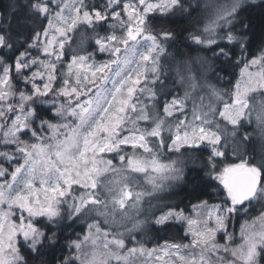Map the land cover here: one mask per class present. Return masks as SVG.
<instances>
[{"label":"snow or ice","instance_id":"6c2138e0","mask_svg":"<svg viewBox=\"0 0 264 264\" xmlns=\"http://www.w3.org/2000/svg\"><path fill=\"white\" fill-rule=\"evenodd\" d=\"M254 11L264 32V0H25L0 15V264H264ZM189 163L203 176L187 213L160 194ZM255 205L237 243L230 222ZM175 225L189 243L136 239Z\"/></svg>","mask_w":264,"mask_h":264},{"label":"trees","instance_id":"16d2710c","mask_svg":"<svg viewBox=\"0 0 264 264\" xmlns=\"http://www.w3.org/2000/svg\"><path fill=\"white\" fill-rule=\"evenodd\" d=\"M24 3L25 0H0V15H3L6 20L9 13L11 12L12 5L22 6ZM22 14H23V8L21 7L20 11L16 12L15 15L13 16V20H12L13 26H15L17 18L20 17ZM253 15L255 17V23L253 25V42L251 45V51L253 54H255L258 51V46L260 44L261 39L264 38V32L261 31L260 17L256 15L255 11L253 12ZM180 23L183 25H188L190 24V21L184 20V21H180ZM173 27H175V25H173ZM88 35L90 36L91 33L89 32ZM93 44L94 41L88 40L86 41L84 46L87 47L88 45H93ZM75 45L76 44H73V46ZM181 50L183 51L184 49ZM88 51H92V47H88ZM168 51L170 53L174 52L175 46L169 47ZM96 56L97 59H101L98 53L96 54ZM235 72L238 75L239 69H236ZM229 153H231L230 150ZM171 155L172 154H165L162 157L167 162L168 158ZM203 155L206 156L207 153H204ZM230 157L231 154H229V159L232 160ZM193 168H198V164L192 165L191 163H189L188 168L186 169V177H187L186 180L183 182H176L173 192L169 197H167L168 203L175 204L178 207V209H185L187 213L190 211L191 204L197 203L196 196L199 194L200 189L197 188V190L194 192L193 187L200 183L199 177L203 176L202 172H199V174L197 175L196 172L191 170ZM194 176L196 177L195 180L193 179ZM200 199H208L209 202L211 201L210 203L217 202L215 198H210L207 196H200ZM240 220H241V216H238L236 219L230 222V230L234 231V233L238 228ZM82 227L83 226L77 224L75 226V231L71 233V238L74 239L75 233L80 232ZM65 234L67 235V230H65ZM137 237L139 238V240H144V243L147 247L159 245L165 241L184 243L187 240V237L184 235L183 227L181 225H175L174 227H170L166 230H157L155 228L148 227L146 231L142 234V236L140 237L137 236ZM56 255L57 252L53 251L52 253L49 254V258L54 260Z\"/></svg>","mask_w":264,"mask_h":264},{"label":"rangeland","instance_id":"374dc122","mask_svg":"<svg viewBox=\"0 0 264 264\" xmlns=\"http://www.w3.org/2000/svg\"><path fill=\"white\" fill-rule=\"evenodd\" d=\"M82 31H84L83 28H81V32H82ZM74 38L76 39L77 43H79V40H80V33H79V32L76 33L75 36H74ZM93 45H94V44H93ZM73 47H76V45L73 46ZM97 53H98V52H97ZM98 54H99L100 57H101V59H97V56H96V60H97L98 62H99V61H104V60L109 59V57H108L107 54H100V53H98ZM190 106H191V105H189V107H190ZM230 152H231V150H230ZM230 154H231V153H230ZM230 158H231L232 160L235 159V157L232 156V155H231ZM161 159H162L163 162L167 163V162L163 159V157H161ZM237 162H238V161H237ZM0 180H2V178H0ZM140 183H141V184H144L145 187H148V186L145 184V181H144L143 176L140 177ZM175 184H176V183H175ZM175 184L173 185V187H172L171 189H169V191H168L167 193H162V194H160V195H164V196L166 197V200H167V197H169V196L171 195V193L173 192L174 187H175ZM38 186H39V183H38V181H37V187H38ZM77 194H78V193H77ZM217 202H218V201H217ZM153 203H157V202H156V201H153ZM213 203H215V202H213ZM190 211H191V208H190ZM190 211H189L188 213H190ZM260 212H261V206H260V205H255V207L252 208V209L248 212L247 215H243V214L240 215V216H241V220H240L239 225H238V228H237V230H236V232H235L237 243L240 242L239 237H240V229H241V225L244 224V222H245L246 220L249 221V222H251L255 217H257V216L260 215ZM129 213H130V215H135V214H136V213H135V210H134V209H131V208L129 209ZM157 214H159V213L157 212ZM140 218L143 219V216H141ZM129 226H130V225H129ZM105 227H107V226H105ZM182 227H183V226H182ZM85 229H86V225L83 226V227L81 228L80 232H77V233H80L81 236H83ZM146 229H147V228H146ZM146 229H145V231H146ZM145 231H143V232H137L135 235H137V236L140 237V236H142V234H143ZM183 232H184V235H185L184 227H183ZM75 235H76V233H75ZM75 235H74V238H75ZM137 236H136V239L139 240V238H138ZM190 239H191L190 237H187V240H186L184 243H185V244L189 243V242H190ZM143 241H144V240H143ZM165 242H166V241H165ZM165 242H162V243L159 244V245H164ZM168 242H170V241H168ZM220 242L222 243L223 241H220ZM170 243H171V242H170ZM144 245H145V243H144ZM129 246H132V245L129 244ZM156 246H157V245H154V246H151V247H147V246L145 245L146 248H155ZM149 264H154V258H152V261H150Z\"/></svg>","mask_w":264,"mask_h":264},{"label":"bare ground","instance_id":"6f19581e","mask_svg":"<svg viewBox=\"0 0 264 264\" xmlns=\"http://www.w3.org/2000/svg\"><path fill=\"white\" fill-rule=\"evenodd\" d=\"M211 202V201H210Z\"/></svg>","mask_w":264,"mask_h":264}]
</instances>
